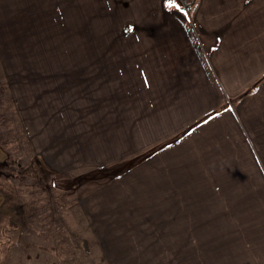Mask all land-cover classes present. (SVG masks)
I'll use <instances>...</instances> for the list:
<instances>
[{"label": "crops", "instance_id": "obj_1", "mask_svg": "<svg viewBox=\"0 0 264 264\" xmlns=\"http://www.w3.org/2000/svg\"><path fill=\"white\" fill-rule=\"evenodd\" d=\"M18 1L0 0V16L36 21V29L52 22L47 15L53 13L72 22L64 9L67 0H24V11ZM178 2L184 11L169 7L167 0L110 2L113 20L119 22L114 32L135 39L142 54L151 49L163 56L145 62L154 69V80L143 95H157L142 102L161 112L150 123L152 132H160L146 146L171 145L85 194L81 211L101 220L98 239L113 263L264 264V0ZM193 65L206 72L213 90L208 102L201 94L187 99L196 112L193 121L184 122L188 107L162 90L187 82ZM163 96L172 105L166 107ZM84 148L88 155L85 159L82 152L78 160L67 145L49 141L46 146L36 138L42 162L54 172L40 178L54 184L62 172L77 175L79 166L107 163L97 159L91 144ZM185 238L190 243L184 252Z\"/></svg>", "mask_w": 264, "mask_h": 264}, {"label": "rangeland", "instance_id": "obj_2", "mask_svg": "<svg viewBox=\"0 0 264 264\" xmlns=\"http://www.w3.org/2000/svg\"><path fill=\"white\" fill-rule=\"evenodd\" d=\"M111 1L104 0L102 8L101 0H67L64 9L72 22L53 13L47 15L52 22L37 29L36 21L0 16V264H121L104 256L97 231L101 220L82 214L80 201L171 144L146 146L160 132H152L150 123L161 112L142 102L157 95H143L154 80V69L145 62L163 56L151 49L142 54L135 39L114 32L119 22ZM17 3L26 9L24 0ZM205 74L193 65L183 85L163 87L162 94L178 96L179 105L188 107L184 122L195 116L187 101L192 94L210 98L213 87ZM163 97L166 107L172 105ZM36 138L46 146L67 145L78 160L82 152L86 159L84 146L91 144L97 159L107 163L79 166L77 175L62 172L52 184L47 176L40 178L54 172L42 162ZM188 242L185 238L184 252ZM188 249L197 254L194 246Z\"/></svg>", "mask_w": 264, "mask_h": 264}, {"label": "snow or ice", "instance_id": "obj_3", "mask_svg": "<svg viewBox=\"0 0 264 264\" xmlns=\"http://www.w3.org/2000/svg\"><path fill=\"white\" fill-rule=\"evenodd\" d=\"M167 4L169 7H175L179 9L180 11H184V9L179 4L178 0H167Z\"/></svg>", "mask_w": 264, "mask_h": 264}, {"label": "trees", "instance_id": "obj_4", "mask_svg": "<svg viewBox=\"0 0 264 264\" xmlns=\"http://www.w3.org/2000/svg\"><path fill=\"white\" fill-rule=\"evenodd\" d=\"M128 169H127V167L125 168V170H121L120 172H125V171H127Z\"/></svg>", "mask_w": 264, "mask_h": 264}]
</instances>
